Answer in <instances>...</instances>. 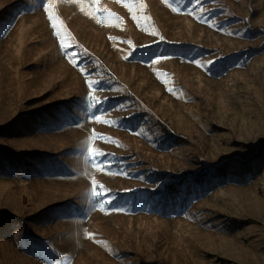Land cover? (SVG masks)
Wrapping results in <instances>:
<instances>
[{
  "label": "rangeland",
  "instance_id": "374dc122",
  "mask_svg": "<svg viewBox=\"0 0 264 264\" xmlns=\"http://www.w3.org/2000/svg\"><path fill=\"white\" fill-rule=\"evenodd\" d=\"M0 264H264V0H0Z\"/></svg>",
  "mask_w": 264,
  "mask_h": 264
},
{
  "label": "snow or ice",
  "instance_id": "6c2138e0",
  "mask_svg": "<svg viewBox=\"0 0 264 264\" xmlns=\"http://www.w3.org/2000/svg\"><path fill=\"white\" fill-rule=\"evenodd\" d=\"M50 8H51V6L49 5V19H50L51 21H53V25H52V26L55 28V27H56V24H55V19H56V18L53 17V16L51 15ZM57 35H58V36L60 35L59 31H57ZM161 40H163L162 37H161ZM61 43L63 44L64 41L62 40ZM141 47H142V48L153 49V45H144V46H141ZM73 55H75V53H73ZM144 55H145L146 57H148V59H147V60H142L141 62H142V63H149V64H150V63H152L153 61H155V60H157V59L171 58L172 56H174V53L168 52L167 50L161 52L160 49H154V50H152V51H150V52H148V53H146V54H144ZM191 62H192V63H197V61H195V60H192ZM208 70L211 71V66L209 67ZM157 75H159V73H158ZM102 111H107V110H106V109H105V110H101V112H102ZM93 118L95 119L96 117H93ZM104 123L107 124L108 121H104ZM100 138H101L102 140H103V139H107V138L104 137V136H101ZM100 163H101V164H104L105 161H104V160H101ZM109 170H111V169H109ZM92 184H93V186L95 187L96 182H95V181H92ZM97 195H99V193H97ZM107 199L110 200L111 197H108ZM101 203H103V201H102ZM122 208H123V205H121V204H119V203L111 204V206H110V210L113 211V212L121 211ZM101 210L103 211V208H101Z\"/></svg>",
  "mask_w": 264,
  "mask_h": 264
}]
</instances>
